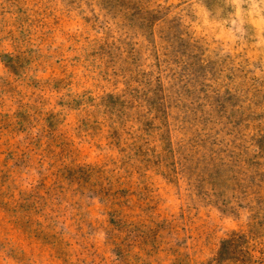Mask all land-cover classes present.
<instances>
[{
	"label": "rangeland",
	"instance_id": "1",
	"mask_svg": "<svg viewBox=\"0 0 264 264\" xmlns=\"http://www.w3.org/2000/svg\"><path fill=\"white\" fill-rule=\"evenodd\" d=\"M0 264H264V0H0Z\"/></svg>",
	"mask_w": 264,
	"mask_h": 264
}]
</instances>
